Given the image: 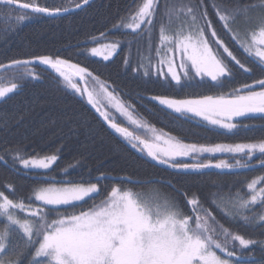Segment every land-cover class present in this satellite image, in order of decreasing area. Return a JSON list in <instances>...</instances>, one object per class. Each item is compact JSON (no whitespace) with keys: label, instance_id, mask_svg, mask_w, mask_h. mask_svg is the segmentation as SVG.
<instances>
[{"label":"trees","instance_id":"obj_1","mask_svg":"<svg viewBox=\"0 0 264 264\" xmlns=\"http://www.w3.org/2000/svg\"><path fill=\"white\" fill-rule=\"evenodd\" d=\"M18 2L36 3L49 8H72L76 3L82 4V0ZM143 2L144 0H94L83 9L55 18L27 11L32 18L19 22L16 17L22 15L24 10L16 7L0 8V86L13 83L18 85L14 92L0 100V156L4 157L0 161V191L10 199L22 198L27 204L34 186L45 178L43 171L21 169L18 161L13 160V155L19 152L28 158H40L55 154L59 159L48 171L57 180L66 175L62 169L72 164L75 167L69 168V173L74 181H99L98 186L102 192H107L114 185L135 192L157 188L167 198L177 200L185 213L191 208L186 199L194 194L200 204L207 207L226 228L246 238L264 240V227H261L260 222L245 224L239 218L234 221L210 203L213 198L237 192L243 196L250 195L246 184L264 176V165L260 163L264 154L257 152L251 160L243 154L234 157L241 164H250L249 168L237 166L232 169L211 168L185 172L161 165L132 148L88 100L69 89L52 69L39 61L33 62L38 57L49 56L87 69L106 82L135 115L184 143L211 147L256 143L264 138L262 116L235 120L249 126L251 131H240L236 135L223 134L225 130H213L215 127L197 119L175 115L169 110L166 112L163 106L152 99H199L206 95H227L234 87L239 88L244 83L251 84L255 79L264 77V73L257 70L258 65L253 62L252 57L223 29L212 7L217 4L222 8L232 9L238 5L250 10L254 9L253 5L258 7L260 0H203L208 19L212 21L218 38L243 63L253 68V74L243 73L229 59L236 76L234 83L223 89L214 87L215 82L208 79L194 77L186 80L183 76L181 84L177 85L171 79H164L153 73L148 76L143 74L147 58L155 59V53L161 44V27L166 34H172L183 19V13L179 17L169 18L166 8L172 4L195 5L198 0H155V13L150 25L146 23L135 32L114 27L122 20L128 22ZM209 38L215 42L216 38ZM110 42L120 46L113 59L104 61L89 55L90 48ZM16 60L31 63L13 65L12 62ZM32 73L37 74L38 78L31 77ZM225 157L227 154L205 155L203 158L212 163L224 160L230 165H236ZM188 162L194 163L190 160ZM262 212L264 209L257 204L247 214L253 217V221H258ZM19 215L24 213L19 212ZM239 252L237 242L238 255ZM243 252L246 264H264V248L258 244ZM21 264H28L27 255L21 258Z\"/></svg>","mask_w":264,"mask_h":264},{"label":"snow or ice","instance_id":"obj_2","mask_svg":"<svg viewBox=\"0 0 264 264\" xmlns=\"http://www.w3.org/2000/svg\"><path fill=\"white\" fill-rule=\"evenodd\" d=\"M88 3L89 0H82V4L76 3L75 7L80 8ZM17 5L19 9H30L31 14L54 16L71 11V8H49L36 3H18V0H0V8L12 9ZM212 7L223 29L231 34L232 39L249 57H252L253 62L258 65L257 70L264 73V48L260 47L264 45V15L258 18L255 28L241 36L232 25L237 17L243 15L246 18L249 8L237 5L229 9L217 4ZM252 7L256 8L257 5ZM258 7L264 13V0H260ZM154 13V0H144L128 22L122 20L114 27H123L135 32L141 25H145L146 21L147 25H150ZM180 13L184 14L181 24L171 35L166 34L161 27V43L170 46L165 48L162 55L157 49L160 65H167V72L161 70L158 75H170L172 81L177 85L181 84V75L175 71V61L173 56L169 55L175 52L180 53L179 67L183 70L186 80L194 77L203 80L208 77L215 82L214 87L223 89L235 81L236 71L229 59L243 73L253 74V68L243 63L218 38L212 21L208 19L203 0H198L195 5L172 4L166 8L169 18L179 17ZM30 18L32 16L25 11L16 17V20L19 22ZM209 36L216 38L214 43ZM104 47L111 48L114 53L119 44L111 43ZM92 53L98 54L97 49L93 48ZM103 58L107 60L109 55ZM37 59L40 64L56 69L65 80L69 79L59 69V66L67 64V61L54 60L49 56ZM12 63L28 65L31 62L16 60ZM73 67H77L79 72H87V69ZM143 74L148 76L150 73L145 71ZM257 86L259 91L256 90ZM71 87L76 89L75 84ZM16 89L15 83L9 87H0V100H4ZM152 99L158 100L166 112L172 110L181 116L191 113L216 126L213 130H226L223 134L236 135L240 131L248 132L252 129L240 121L233 123L235 118L264 114V77L255 79L251 84L244 83L239 88L234 87L227 95H206L199 99L187 100L168 97ZM88 103L96 107L91 93L88 94ZM101 115L132 148L146 152L148 157L161 165L185 172H199L208 168L251 167L247 163L241 164L239 160L236 165H230L224 160L218 163H192L183 159L190 157L196 160L194 153H240L246 155L249 160L257 152L264 154V138L256 143L211 147L185 144L174 138L165 139L161 135H155L153 141L148 142L133 136L127 129L109 120L106 113ZM12 158L24 169L44 170L42 175L45 179L34 186L27 204L22 198L10 199L0 191V264H21V258L25 255L28 256V264H246L244 249H251V246L257 244L264 248V240L246 238L220 224L194 194L190 199H186L191 208L185 213L177 200L162 198L158 193L144 196L129 188L115 185L107 192H102L98 186L99 181H74L69 173V168L75 167L72 164L62 169L66 175L57 180L48 171L59 159L55 154L43 158H28L16 152ZM3 160L4 157L0 156V161ZM260 163L264 165V156ZM262 182L264 176L246 184L250 195L243 196L237 192L213 198L210 203L234 221L239 218L245 224L260 222L261 227H264V212L259 215L258 221H253V217L247 214L252 212V206L257 204L264 209ZM17 210L24 212V215H18Z\"/></svg>","mask_w":264,"mask_h":264},{"label":"rangeland","instance_id":"obj_3","mask_svg":"<svg viewBox=\"0 0 264 264\" xmlns=\"http://www.w3.org/2000/svg\"><path fill=\"white\" fill-rule=\"evenodd\" d=\"M154 4H155V0H154ZM264 15V13H262L259 10V7H256L254 9H250L247 13V17L245 18L243 15L237 17L236 22L232 25L233 29L235 31H237L241 36H243L248 30L253 29L256 27V24L258 22V18ZM147 23V21H146ZM145 23V24H146ZM142 26V25H141ZM171 35V34H169ZM112 42L110 43H106V44H102L96 47H92L89 49L88 53L91 57L94 58H98L104 61H109L111 59H113L115 57V55L117 54V52L119 51V47L115 50V52L113 53L112 49L109 47H104V45H110ZM170 45L168 44H160V46L158 47L159 52L161 53V55L164 53L165 48L169 47ZM261 48H264V45L260 46ZM96 48L97 49V53L98 54H93L92 53V49ZM156 57L153 60H150V58L148 57L145 65L143 67L145 71H148L149 73H153L156 76H160L162 78H166V79H171L170 75L165 77L163 75H158V73L162 70L163 72H167V65H160L159 60L160 57L157 55V51H156ZM105 55H109V59L105 60L103 57ZM169 55L173 56V59L175 61L176 67H175V71L181 75V80L183 77V70L179 67V63L181 60V56L179 52H175V53H170ZM56 60V59H54ZM63 60V59H60ZM37 61L34 60L33 62ZM66 61V60H64ZM68 62V61H67ZM47 67H49L50 69H52L56 74H58L65 82V84L68 86L69 89H71L72 91H74L76 94H78L81 97H84L86 100H88V94L91 93L92 94V98L93 101L96 105V107H94L96 110L97 108H99V113H106L109 117V120H111L112 122L117 123L118 125H120L121 127L127 129L128 132H131L133 136H138L143 140H146L148 142H152L153 141V137L155 135H161L164 136L165 139L168 138H174L171 137L170 135L163 133L161 131H159L158 129L150 126L149 124H147V122L145 120H143L142 118L138 117L137 115H135L132 111V109L130 108V106L127 103H124L108 86V84L102 80H100L99 78H97L96 76L92 75L89 71L87 72H79L77 67H73V66H78L79 68H83L77 64L68 62L67 64H62L59 66L60 71L64 72L66 76H68V80H65L63 76H61L59 74V72L56 69L51 68L48 65H45ZM85 69V68H84ZM89 73L91 75H89ZM31 77L33 78H38L37 74H31ZM200 79V77H197ZM204 79H208L210 80V78L205 77ZM211 81V80H210ZM175 82V81H174ZM16 84V83H15ZM72 84L76 85V89H73L71 87ZM17 85V84H16ZM11 86V84L9 85H5V86H0V87H9ZM18 86V85H17ZM257 91L260 90L259 86H257L256 88ZM10 94V93H9ZM178 100V99H177ZM179 100H187V99H179ZM159 103L158 100H155ZM93 106V104H91ZM162 106V105H161ZM164 107V106H163ZM171 113L172 110H169ZM175 115H180L181 114H177V113H173ZM264 114H249L248 116H262ZM103 116V115H102ZM182 116H187V117H191L194 119H197L199 121H202L212 127H216L213 126L211 124L208 123V121L204 120L202 117H198L195 116L191 113H184ZM246 116V117H248ZM104 118V116H103ZM244 117H237L235 118L232 122L235 123V120L241 119ZM133 121H135V123H133ZM108 122V121H107ZM109 123V122H108ZM138 125H142V127H139ZM115 131V130H114ZM226 131V130H225ZM119 134V133H118ZM120 135V134H119ZM176 140V138H174ZM128 142V141H127ZM182 142V141H180ZM184 143V142H182ZM130 144V143H129ZM185 144H189V143H185ZM160 146L163 147V143L160 142ZM137 150V149H136ZM138 152L146 155V152H141L139 150H137ZM259 153V152H258ZM222 154H227V157H225V159L233 161L236 164V161L239 160L238 158H234L235 156H237L240 153H230V152H216V153H203V154H196L194 153V156H197L196 160H192L190 157L189 158H183L185 160H190L193 161L194 163L199 162V161H204V162H211V160H205L203 157H205V155H222ZM231 154V155H230ZM147 156V155H146ZM38 158V157H37ZM43 158V157H40ZM151 158V157H150ZM18 165L20 166L21 169H24L22 167V165L18 162ZM54 165V164H53ZM52 165V166H53ZM167 166V165H165ZM211 169V168H208ZM24 170H32V171H44V170H38V169H24ZM260 185H257V188H259ZM135 192V191H133ZM140 193L141 195L144 196H151L153 194H159L162 198H167L165 194H163L159 189L157 188H152L149 189L148 191H141V192H137ZM26 211V209H25ZM19 211L17 210V214L19 215ZM24 213V212H22Z\"/></svg>","mask_w":264,"mask_h":264},{"label":"water","instance_id":"obj_4","mask_svg":"<svg viewBox=\"0 0 264 264\" xmlns=\"http://www.w3.org/2000/svg\"><path fill=\"white\" fill-rule=\"evenodd\" d=\"M94 0H89V3L87 4V5H89L91 2H93ZM18 3H22V2H18ZM87 5H82V7H80V8H76V7H72L71 8V11H68V12H61L60 14H58V15H54V16H50V15H47V14H39V15H43V16H45V17H53V18H55V17H59V16H64V15H67V14H69V13H71V12H75V11H77V10H80V9H83V8H85ZM13 7H16V8H18V5L17 6H13ZM19 9V8H18ZM21 10H23V9H21ZM24 11H28V12H31V10L29 9V10H24Z\"/></svg>","mask_w":264,"mask_h":264}]
</instances>
